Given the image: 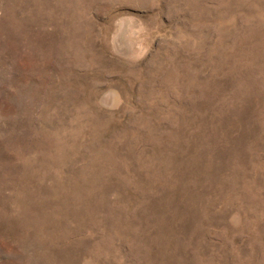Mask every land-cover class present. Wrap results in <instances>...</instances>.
Returning a JSON list of instances; mask_svg holds the SVG:
<instances>
[{
	"label": "rangeland",
	"instance_id": "obj_1",
	"mask_svg": "<svg viewBox=\"0 0 264 264\" xmlns=\"http://www.w3.org/2000/svg\"><path fill=\"white\" fill-rule=\"evenodd\" d=\"M0 264H264V0H0Z\"/></svg>",
	"mask_w": 264,
	"mask_h": 264
},
{
	"label": "bare ground",
	"instance_id": "obj_2",
	"mask_svg": "<svg viewBox=\"0 0 264 264\" xmlns=\"http://www.w3.org/2000/svg\"><path fill=\"white\" fill-rule=\"evenodd\" d=\"M260 169V168H259ZM256 182V181H255Z\"/></svg>",
	"mask_w": 264,
	"mask_h": 264
}]
</instances>
